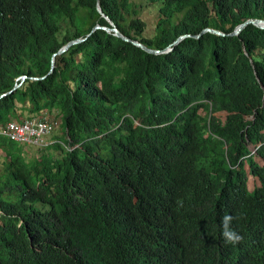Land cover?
I'll list each match as a JSON object with an SVG mask.
<instances>
[{"label":"trees","instance_id":"obj_1","mask_svg":"<svg viewBox=\"0 0 264 264\" xmlns=\"http://www.w3.org/2000/svg\"><path fill=\"white\" fill-rule=\"evenodd\" d=\"M249 19L264 0H0V129L61 130L0 135V264H264V29L229 35ZM108 20L151 50L190 36L150 54Z\"/></svg>","mask_w":264,"mask_h":264},{"label":"built area","instance_id":"obj_2","mask_svg":"<svg viewBox=\"0 0 264 264\" xmlns=\"http://www.w3.org/2000/svg\"><path fill=\"white\" fill-rule=\"evenodd\" d=\"M58 126L57 122L44 118L10 121L0 129V135L20 144L45 147L51 143L50 135Z\"/></svg>","mask_w":264,"mask_h":264},{"label":"water","instance_id":"obj_3","mask_svg":"<svg viewBox=\"0 0 264 264\" xmlns=\"http://www.w3.org/2000/svg\"><path fill=\"white\" fill-rule=\"evenodd\" d=\"M97 10L98 12L104 16L102 14V11H101V8L99 6V4L97 3ZM108 22L110 23L111 25V28H106V27H101L99 25L95 26L92 31L96 30V29H103L109 33H112L114 36H116L117 38H120L121 40L125 41V42H131L132 44L140 47L141 49H143L144 51H146L147 53H150V54H163V53H168L172 50V47L176 46L181 40H183L184 38L186 37H189L190 35H182L180 37H178L176 40H174L170 45H168V47L164 48L163 50H151V49H148L146 48L145 46H143L142 44H140L139 42H136V41H132L130 39H128L127 37L123 36L118 30L117 28L115 27V25L108 20ZM248 25H253L259 29H264V20H260V19H249V20H246L245 22H243L242 24H240L238 27H236L233 32H231L229 35L231 36H234V35H237L239 34L246 26ZM205 32H209V33H212V34H215V35H218V36H225V34L221 33L220 31H217V30H214V29H210V28H206V29H203L201 31V33L199 35H196L194 36L195 38H199L200 35H202L203 33ZM85 39H76V40H72L70 42H68L57 54H63L65 53L69 47H71L72 45H75V44H78V43H81L83 42ZM54 68V59L51 60V68H50V71H49V74L52 72ZM44 78V77H43ZM43 78H40V79H43ZM31 79H34V80H38V78H31ZM26 80V76H21L19 77L16 81L18 82L17 84L14 85V87L12 88L11 91H9L7 94H10L11 92L15 91L17 88H19L21 86V84ZM6 94H2L0 95V98H2L3 96H5Z\"/></svg>","mask_w":264,"mask_h":264},{"label":"rangeland","instance_id":"obj_4","mask_svg":"<svg viewBox=\"0 0 264 264\" xmlns=\"http://www.w3.org/2000/svg\"><path fill=\"white\" fill-rule=\"evenodd\" d=\"M139 1H137L136 3H138ZM145 2L142 3V5H144ZM153 9H151L150 7H147L146 5L143 6L141 8V12H140V17L145 21L146 23V34L150 33L152 31V28H153V25L154 23L156 22L157 20V13L156 12H153L152 11ZM58 55V54H57ZM56 57V56H55ZM44 119H47L48 121H55L59 124V119L58 117L56 116V113L54 114H46L44 117ZM58 136H61V130L58 131V127L52 132V134L50 135V138L48 141H51V142H55L56 141V138L55 137H58ZM38 149H42V152L45 151V149L43 148H39L37 147ZM40 151L36 150V149H33V152L32 154L33 155H37ZM52 150H48V153H51ZM259 163L260 161L257 160ZM259 186V182L256 178L254 177H249L248 178V181H247V187H248V190L249 191H252L254 188L258 187Z\"/></svg>","mask_w":264,"mask_h":264},{"label":"clouds","instance_id":"obj_5","mask_svg":"<svg viewBox=\"0 0 264 264\" xmlns=\"http://www.w3.org/2000/svg\"><path fill=\"white\" fill-rule=\"evenodd\" d=\"M224 235H225L226 239L229 240V241L235 239L233 233H230V232H227V231H226Z\"/></svg>","mask_w":264,"mask_h":264}]
</instances>
